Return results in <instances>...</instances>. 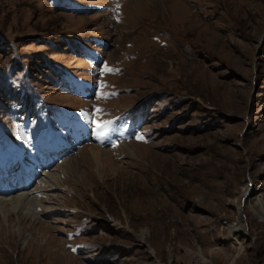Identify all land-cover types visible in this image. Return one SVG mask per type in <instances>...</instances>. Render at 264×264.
Listing matches in <instances>:
<instances>
[{"label":"rangeland","instance_id":"374dc122","mask_svg":"<svg viewBox=\"0 0 264 264\" xmlns=\"http://www.w3.org/2000/svg\"><path fill=\"white\" fill-rule=\"evenodd\" d=\"M21 194L0 264H264V0H0Z\"/></svg>","mask_w":264,"mask_h":264},{"label":"bare ground","instance_id":"6f19581e","mask_svg":"<svg viewBox=\"0 0 264 264\" xmlns=\"http://www.w3.org/2000/svg\"><path fill=\"white\" fill-rule=\"evenodd\" d=\"M104 125L105 126L101 127L98 130V138L101 141L104 140V139H109L112 136V134H107V131L110 128L112 130H114V128H115V124L114 123L107 124V125L104 124ZM92 155H93V158L95 159V161L97 163H99V165H100V162H101L100 161L101 150L97 149V148L95 150L93 149L92 150ZM62 168H63V166H62ZM47 177L49 179V181H48L49 183L55 184V186H57V187L59 186L61 181L59 182V180L57 179L58 177H56L55 175H52V174H49ZM38 207H42L41 203L35 201L33 199V197L31 198V197L27 196L26 194H21L18 197H9V198L0 197V209L2 210L1 214H0V217H3L6 220V225L8 227H10V222H9L10 218H9L8 214H11V213H16L17 214V213H20V212H24L27 217H30V218H33V219L36 220V219H39V214L36 212V209ZM44 212H46V209H45ZM18 223H19V229H20L19 232H21L23 230L22 225H21L22 224L21 220H19ZM2 227H4V226H2Z\"/></svg>","mask_w":264,"mask_h":264},{"label":"snow or ice","instance_id":"6c2138e0","mask_svg":"<svg viewBox=\"0 0 264 264\" xmlns=\"http://www.w3.org/2000/svg\"><path fill=\"white\" fill-rule=\"evenodd\" d=\"M97 111H99V110H97ZM100 127H103L102 125H100V124H97V128H100Z\"/></svg>","mask_w":264,"mask_h":264},{"label":"water","instance_id":"95a60500","mask_svg":"<svg viewBox=\"0 0 264 264\" xmlns=\"http://www.w3.org/2000/svg\"><path fill=\"white\" fill-rule=\"evenodd\" d=\"M244 216V215H243ZM243 219H245V216L243 217Z\"/></svg>","mask_w":264,"mask_h":264}]
</instances>
